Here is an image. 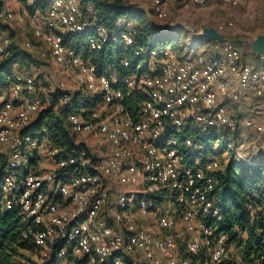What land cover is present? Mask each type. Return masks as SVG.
Returning a JSON list of instances; mask_svg holds the SVG:
<instances>
[{"label":"built area","instance_id":"1","mask_svg":"<svg viewBox=\"0 0 264 264\" xmlns=\"http://www.w3.org/2000/svg\"><path fill=\"white\" fill-rule=\"evenodd\" d=\"M21 1L17 12L0 1V64L9 45L19 41L18 35L5 36L2 27L29 23L34 42L23 49L37 60L43 55L40 43L65 77L54 86L58 107L75 92L99 99L95 108L67 115L65 133L82 149L63 154L44 130L36 136L25 132L42 106L34 79L19 73L6 78L8 88L0 93V190L3 210L17 209L28 222L24 237L56 264H240L234 245L213 225L221 219L214 196L219 162L205 157L188 164L181 149L191 153L192 138L184 134L198 130L240 159L242 150L232 139L236 128L251 127L264 136V126L253 121L235 124L214 90L224 88L229 72L239 87L234 101L242 103L251 86L260 96L264 69L245 63L229 42L216 45L220 55L187 59L167 47H137L133 24L119 21L123 31L114 38L96 23L94 6L82 8L79 0ZM181 1L198 7L235 5L234 0ZM167 2L152 0L154 19L166 18ZM81 34H88L89 53L103 51L114 39L133 48L135 57L147 61L149 74L118 81L103 73L73 47L70 39ZM122 66L128 68L129 61ZM134 90L147 98L131 116L125 100ZM247 165L262 166L264 190V158ZM247 209L251 220L260 211L253 205Z\"/></svg>","mask_w":264,"mask_h":264},{"label":"trees","instance_id":"2","mask_svg":"<svg viewBox=\"0 0 264 264\" xmlns=\"http://www.w3.org/2000/svg\"><path fill=\"white\" fill-rule=\"evenodd\" d=\"M79 2L82 8L89 4L94 6L97 11L96 23L104 26L114 38L123 31L118 27L119 21L123 20L133 24L136 29L137 47L159 50L166 47L167 41H170L153 29L152 24L149 23V14L137 6L129 5L122 0H79ZM35 8L36 6L28 7V10L32 12ZM258 23L260 20L256 22ZM6 27V25L2 27L3 32L8 31ZM7 37L11 40L15 38L13 35ZM87 37L88 34H81L70 40L73 47L85 59L102 66L103 73L115 75L118 81L133 75L149 73L147 72V61L144 58L135 57L133 48L125 47L114 39L107 43L103 51L89 53L86 48ZM225 38L229 43L234 44L227 37ZM253 54L255 55L254 52ZM123 60L129 61L128 68L122 66ZM38 62L21 46L11 43L7 49V56L0 64V91L8 88L6 78L16 73L28 75L26 73L31 67L37 66ZM138 65H140L139 69H137ZM252 67L256 70H263L264 59L256 56V63H253ZM34 84L36 86V80ZM37 95L42 106L25 132L36 136L44 130L53 147L62 149L63 154L79 152L82 147L73 146L64 130L67 115L79 112L81 109H93L99 104V99L75 92L67 105L58 107L57 101L60 96L58 91ZM146 98L145 92L137 90L127 97L125 106L131 116H135L138 104ZM184 135L190 136L193 143L190 154H187L185 149H181V155L188 164L195 159L194 153H199L202 160L212 153L215 144L213 136L202 134L198 130H187ZM221 146L226 149L225 146ZM193 149L198 150L192 152ZM32 163L34 165L36 160L34 159ZM247 167L249 174L241 175L239 173L240 164L231 160L214 175V196L221 219L213 225L218 228L219 232L227 235L229 244L234 245L240 258V264H253L258 259L260 264H264V190L260 189L262 188L260 185L263 168L262 166L252 168L249 165ZM248 205L260 208L257 217L252 220L247 209ZM27 226L28 222L23 219L17 209L3 210L0 190V264H56L53 257L42 258L40 251L24 237ZM242 235H245L244 238ZM33 256H39L38 263L32 260Z\"/></svg>","mask_w":264,"mask_h":264},{"label":"crops","instance_id":"3","mask_svg":"<svg viewBox=\"0 0 264 264\" xmlns=\"http://www.w3.org/2000/svg\"><path fill=\"white\" fill-rule=\"evenodd\" d=\"M234 1L235 5L231 6L224 5L220 2H212L207 6L198 7L181 0H168L166 8H169V14H166V18L164 20H159L161 23H152V27L156 32L163 34L166 38H168V40L173 42V48L177 49V54H187L188 58L193 57L195 54L205 52L212 55H220L219 51H215L216 45H218V43H214L200 36L202 29L207 27L214 28L217 32L223 34L232 42L241 43V46L243 47L245 45L249 46L251 42L248 40V35L250 33L249 25H251L252 20L255 19V15H259L258 13H260L262 5L257 6L255 0H244V4H241L240 6L239 3H241L243 0ZM122 2L126 1L122 0ZM128 2L130 5H139L138 2L134 0ZM229 23H233L232 28H226L223 32L219 31L220 24L225 27L224 25ZM28 26V29H30L32 33L29 23ZM263 33L264 32L260 34ZM244 49L247 50L246 55L251 57V62L256 61V56L251 51L250 46L249 48ZM214 90L216 92L218 104L225 106L229 113L232 112V108H237L239 111H242L240 114H243L244 101L242 104L232 99L235 93H239L237 92L239 87L229 72H227L225 75L224 88H215ZM252 90L254 89H252L251 86L246 94H251ZM252 110L257 111L259 108L255 106L252 108ZM261 120L263 121L264 118L262 117ZM246 132L247 135H252V137L255 134V136H257V140L264 139V137L262 135H258V133L253 128L242 127L241 135L244 136ZM255 145L256 143L254 141V146ZM259 149H261L260 152H255L252 150L251 153H256L254 156H257L260 162L264 158V145Z\"/></svg>","mask_w":264,"mask_h":264},{"label":"rangeland","instance_id":"4","mask_svg":"<svg viewBox=\"0 0 264 264\" xmlns=\"http://www.w3.org/2000/svg\"><path fill=\"white\" fill-rule=\"evenodd\" d=\"M0 1L2 2V5L6 9H8L12 12H17L19 10L20 6L23 5L21 0H0ZM125 1L127 4L130 5V3L128 1H133V0H125ZM134 1L138 2V4L140 5V6L136 5L137 7L143 9L144 11H146L149 14V16H150L149 17V23L150 24L161 23V21H159V20L157 21V19L155 20L153 14H151L152 0H134ZM255 2L257 4V6L262 5V9H260V13H258L259 15H257V14L255 15V19L252 20L251 25H249L250 26V31H249L250 33L248 35L249 41H253V39L257 35H260V33L264 32V0H255ZM239 4H240V6H241V4H244V0ZM168 10H169V8H165V12H167L166 14H169ZM258 19H260V23L256 24V22L259 21ZM231 24H232V26L230 28L233 27V23H231ZM227 25L228 24H225L224 26L226 27ZM6 26L7 27L5 29H7L8 31H5L4 35L9 36V37H11V35H13V36L18 35L19 41H17L16 43L19 46H21L22 48L25 46L26 42H28V41H30L32 43L34 42L33 35L31 33L30 29H28L29 28L28 23H24V24L20 25L16 22H11L10 24H8ZM220 26H223V25L220 24ZM249 26H248V29H249ZM230 28H227V29H230ZM232 43H234L233 45L236 46L240 50L241 55L244 57L245 63L250 64V65H253V63H256V61L251 62V60H250L251 57L246 55L247 50H245L244 48H249L248 45L247 46L245 45L243 47V46H241V43H238V42H232ZM36 46L40 48L39 52H41V54H43V55L37 56V60L39 61L38 65L35 67L34 66L31 67L30 70L26 74L30 75L34 80H36L37 84L35 87H36V93L37 94H39V93L40 94H44V93L50 94L54 91L55 84L61 80H65V77L61 74V72L59 71V68H56L55 64L52 62V60L47 56V52L45 51L43 46H41L40 43L36 44ZM166 47L173 50L176 53L177 49L173 48V42L172 41H167ZM204 54L209 55V53H207V52H205ZM177 56L179 57V59H187L188 58L187 54L184 55V54L179 53V54H177ZM148 70H149V68H147V72H148ZM147 74H149V73H142V74H140V76H142V78H143ZM68 87H70L72 90L76 89V86H74L72 83H68ZM252 89H254V90H252V93L246 94L247 95L245 98L246 100H244V102H243L244 103L243 114H240V113H242V111H239L237 108L236 109L232 108V112L230 113V117L235 124L243 123L244 121H253L256 124L264 126V120L263 121L261 120L262 117L264 118V86L261 88L262 94L260 96H257L254 93L256 90V86H252ZM1 92H4V90H1L0 93ZM255 106H257V108H259V110H257V111L252 110V108ZM246 128H251V127H246ZM241 130H242V127H238V129L236 128L235 137L232 138L237 143V146L240 147L242 150V152L240 153V159L237 157H234L229 149H227V148L223 149L221 144L217 143V142L214 144L212 153L208 154L207 156L213 157L214 159H216L219 162L221 168H223L231 160L238 162L240 164L239 173L241 175L246 176L249 174V169L247 167L248 165H246V164L247 163H249V164L259 163L258 157L254 156V154H256V153H251V151L253 150L255 152L256 151L260 152L261 149H259V148H262V146L264 145V139L257 140V136H255V134L252 137V135H247V132L244 134V136H242ZM257 133H258V135H262L258 131H257ZM254 141L256 143L255 146H254ZM256 141H258V142H256ZM194 151L195 150L193 149L192 152H194ZM194 154H195V159L202 161V158L198 155L199 153H194ZM207 156H205V157H207ZM32 260H34L35 262L38 263L39 262V256L38 257L33 256Z\"/></svg>","mask_w":264,"mask_h":264},{"label":"water","instance_id":"5","mask_svg":"<svg viewBox=\"0 0 264 264\" xmlns=\"http://www.w3.org/2000/svg\"><path fill=\"white\" fill-rule=\"evenodd\" d=\"M200 36L210 41H215L219 44L227 43V39L225 36L219 32H217L212 27H207L202 29ZM251 51H253L256 56H260L264 59V33L257 35L253 41L249 44Z\"/></svg>","mask_w":264,"mask_h":264}]
</instances>
